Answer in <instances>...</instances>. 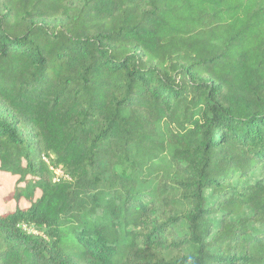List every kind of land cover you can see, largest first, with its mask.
<instances>
[{
	"label": "trees",
	"instance_id": "1",
	"mask_svg": "<svg viewBox=\"0 0 264 264\" xmlns=\"http://www.w3.org/2000/svg\"><path fill=\"white\" fill-rule=\"evenodd\" d=\"M260 170L264 0H0V264H264Z\"/></svg>",
	"mask_w": 264,
	"mask_h": 264
},
{
	"label": "rangeland",
	"instance_id": "2",
	"mask_svg": "<svg viewBox=\"0 0 264 264\" xmlns=\"http://www.w3.org/2000/svg\"><path fill=\"white\" fill-rule=\"evenodd\" d=\"M257 175L264 179V170H260ZM18 182L17 177L9 174H0V214L8 211H15L19 207H27L29 203L22 200L20 202L8 200L10 194L14 191Z\"/></svg>",
	"mask_w": 264,
	"mask_h": 264
},
{
	"label": "built area",
	"instance_id": "3",
	"mask_svg": "<svg viewBox=\"0 0 264 264\" xmlns=\"http://www.w3.org/2000/svg\"><path fill=\"white\" fill-rule=\"evenodd\" d=\"M62 177H66L64 172L60 169L55 170V178L54 181L58 182ZM25 229H27L26 227H24Z\"/></svg>",
	"mask_w": 264,
	"mask_h": 264
}]
</instances>
